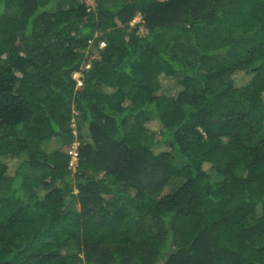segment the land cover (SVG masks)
Segmentation results:
<instances>
[{"label": "trees", "instance_id": "obj_1", "mask_svg": "<svg viewBox=\"0 0 264 264\" xmlns=\"http://www.w3.org/2000/svg\"><path fill=\"white\" fill-rule=\"evenodd\" d=\"M0 264H264V0H0Z\"/></svg>", "mask_w": 264, "mask_h": 264}, {"label": "built area", "instance_id": "obj_2", "mask_svg": "<svg viewBox=\"0 0 264 264\" xmlns=\"http://www.w3.org/2000/svg\"><path fill=\"white\" fill-rule=\"evenodd\" d=\"M105 45V42L104 41H101L100 42V47H102V46H104ZM88 66V65H87ZM86 66V67H87ZM73 77L75 78V80H76V86L78 87V86H81L82 85V80H81V75H80V73H74V75H73ZM76 146H77V144L75 143L69 150H68V152H69V154H71V157H72V160H71V162H74L75 161V158H76V154H75V149H76Z\"/></svg>", "mask_w": 264, "mask_h": 264}, {"label": "rangeland", "instance_id": "obj_3", "mask_svg": "<svg viewBox=\"0 0 264 264\" xmlns=\"http://www.w3.org/2000/svg\"><path fill=\"white\" fill-rule=\"evenodd\" d=\"M87 2H88V4H91L92 0H87ZM138 20H139V18L137 17L134 21H138ZM57 145H58V143H56L54 141H45V142H42L41 147L44 150H51L52 148H54ZM74 165L75 164H73V167H74Z\"/></svg>", "mask_w": 264, "mask_h": 264}]
</instances>
